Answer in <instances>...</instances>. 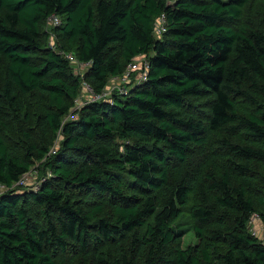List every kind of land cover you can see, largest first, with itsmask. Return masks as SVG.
Segmentation results:
<instances>
[{"label": "trees", "instance_id": "trees-1", "mask_svg": "<svg viewBox=\"0 0 264 264\" xmlns=\"http://www.w3.org/2000/svg\"><path fill=\"white\" fill-rule=\"evenodd\" d=\"M250 1L0 0V264H264L248 232L252 214L264 227V27L243 19ZM139 57L128 95L69 116L83 82L103 95ZM20 120L58 134L55 152L29 131L12 139ZM217 133L222 170L169 189ZM34 164L38 185L11 188Z\"/></svg>", "mask_w": 264, "mask_h": 264}, {"label": "rangeland", "instance_id": "rangeland-1", "mask_svg": "<svg viewBox=\"0 0 264 264\" xmlns=\"http://www.w3.org/2000/svg\"><path fill=\"white\" fill-rule=\"evenodd\" d=\"M264 0H251L249 3V6L247 8V11L245 12L243 19L244 20H249L250 18H252L255 21H258L260 24L258 26L264 27ZM263 6V7H262ZM250 17V18H249ZM49 24V23H48ZM47 22L45 23V31L48 32V40L50 37V34L52 36V41L54 42L55 37L53 35V33H50L51 31V27L50 25H48ZM139 70V69H137ZM136 70V71H137ZM136 71L132 72L131 76H133ZM127 72V68L125 69L124 73ZM4 73L3 70V63L2 60L0 59V78L2 76V74ZM138 74L133 77V78H137ZM138 79V78H137ZM115 82V81H113ZM112 80H109L108 83V87L113 84ZM114 84H117V82H115ZM88 97H89V92L88 91H82V93L80 94L79 98H78V105H74V107L72 108V110L70 111V114H72L73 117L76 116V111L83 106L80 105L81 103L85 104L88 101ZM79 106H81L79 108ZM79 109H78V108ZM77 108L76 111H74ZM67 119V118H65ZM10 125L11 127H13L14 131L16 132H10L8 133L9 136L12 137V139H19L17 138V132L18 130L20 131H29V134L31 135L32 139H30L32 142L37 143V146H43L45 143L46 144H50V150L52 149H56L59 145L60 142V137L57 134L53 139H48L47 137L43 136L42 133L38 134L37 131H34V129L29 130V123H24L22 120H20V122L18 123H13L11 121ZM22 134V133H21ZM224 136L223 134H215V135H210L209 136V140H211V144L209 146H207L206 148L203 149H194L191 152V155L188 157L187 159V163L185 165L182 166H178L176 169H173L170 172V176H169V189H171L177 182L178 180H180L185 171H192L191 169L195 170L194 172L197 174L201 175V178L204 179V175L207 173H218L222 170V167L224 166V161L222 160V158L217 157L218 155V149H219V145L218 142L220 141V139H222ZM233 141H235L234 139H232ZM217 149V152L215 153ZM35 165V164H34ZM42 175L38 172V164H36L34 167L31 168V170L29 171V173L24 176L22 178L21 183H23L22 188H29L32 189L35 186L38 185L39 181L42 179ZM15 186V187H19ZM259 187V185L257 186ZM163 194H166V191L163 192ZM250 221H251V225L248 226V229L250 230L251 228L255 227L257 229H261L260 226L262 225L261 222L259 220H257L256 218V214H252L249 217ZM248 230V232H249ZM196 239L194 238L193 234L191 232H188L183 239L181 240L180 246L182 248H186L188 246H193L195 245Z\"/></svg>", "mask_w": 264, "mask_h": 264}, {"label": "built area", "instance_id": "built-area-1", "mask_svg": "<svg viewBox=\"0 0 264 264\" xmlns=\"http://www.w3.org/2000/svg\"><path fill=\"white\" fill-rule=\"evenodd\" d=\"M46 22H47V24L49 23L48 25H50L51 28H53V27L55 28V27H58L60 25V19L56 16H51L49 19H47ZM165 31H166L165 18L162 15L157 19V21L154 24L153 34L155 35V37L161 38L164 35ZM48 45H49V48L55 49V44L52 41L51 34H50V37L48 40ZM64 57L67 59V61H69L73 64V66L76 68V71H79L80 74H82L81 71L83 70V68L86 65H82V64L77 63L74 56L71 54H64ZM126 68H127L126 73L123 72L122 75L114 77L111 79L112 82L115 81V82H117V84H114L115 82H113V84H111L109 86V88H107L104 91L103 95H95L92 92V90L88 87V85L83 82L82 83V87H83L82 91L86 90L89 92L88 101L86 103L92 102V101H97L103 97L107 98V97H109L110 93H112V92H115L120 96H126L129 94L130 88H132L138 81L145 80V77H146L145 72H146V69L148 68V65H147V63L143 57H139V58L133 60ZM137 69H139V70H137ZM134 71H136V73L133 76H131L132 72H134ZM137 74H138V77H137L138 79L133 78ZM77 103H78V99H76L75 105H78ZM80 105H84V104L81 103ZM80 107L81 106H79V108ZM77 108L74 111H76ZM69 116L67 117V119L70 118ZM71 118H73L72 114H71ZM50 152L54 153L55 149H52ZM26 175H24V176H26ZM22 178L17 183L13 184V186L11 188H14L15 186H18V185L23 186L22 185L23 183H21ZM4 190H5L4 187H0V195L4 192ZM256 218H257V220H259L258 215H256ZM249 225H251L250 219L248 221V226ZM260 228L261 229H257L255 227H253L250 230L249 229L248 230H249L250 234L252 236H254L255 238H257V240L264 246V227L261 225Z\"/></svg>", "mask_w": 264, "mask_h": 264}]
</instances>
